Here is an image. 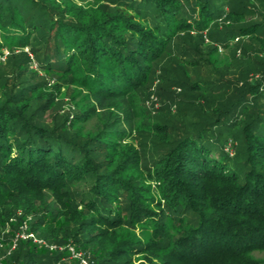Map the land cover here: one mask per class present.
Masks as SVG:
<instances>
[{"label":"trees","instance_id":"16d2710c","mask_svg":"<svg viewBox=\"0 0 264 264\" xmlns=\"http://www.w3.org/2000/svg\"><path fill=\"white\" fill-rule=\"evenodd\" d=\"M115 1L141 20L123 9L68 21L48 0H0V26L31 45L45 76L86 86L101 107L132 104L180 33L218 28L217 19L223 45L246 37L264 50V13L251 0ZM39 77L26 66L10 91L0 86L2 225L20 209L29 232L50 244L69 234L94 264H264L251 256L264 250V82L231 91L207 120H188L174 134L162 123L147 127L160 149L144 162L142 149L122 144L130 132L115 122L93 134L73 130L94 106L59 129L35 119L40 101L58 90H43ZM188 80L182 89L214 97L210 80ZM227 139L238 140L233 157ZM45 243L18 238L11 262L51 264L71 254Z\"/></svg>","mask_w":264,"mask_h":264},{"label":"rangeland","instance_id":"374dc122","mask_svg":"<svg viewBox=\"0 0 264 264\" xmlns=\"http://www.w3.org/2000/svg\"><path fill=\"white\" fill-rule=\"evenodd\" d=\"M251 1L256 5V12L264 13V0L262 2ZM50 2L54 6L51 9L54 16L68 21H76L79 18L87 19L90 16H98L102 12L124 9L115 0H48V3ZM224 8L228 10V6H224ZM124 12L138 17V13L134 10L124 9ZM258 14H256L257 17H259ZM138 18L140 19V17ZM216 22L219 24L218 28H210L202 33L193 30L180 33L168 46L163 57L155 62L148 88L137 91L132 104L129 103V99L123 101L117 99L115 101L117 106H110V104L104 107L94 104V97L86 86L77 84L71 79L57 80L55 77L45 76L39 68L31 45L20 46L19 35L0 26V86L7 85L6 91H10L13 77L17 72L26 66H33L40 76L38 80L46 81V84L42 86L43 90H51L58 83V90L51 91L52 102L51 100L50 102L46 101V99L40 101V104L43 105L35 112L37 114L35 119L59 129L63 123L69 124L74 116H79L89 107L94 106L95 109L88 110L84 120L77 121L73 125V130L79 129L82 135L93 134L100 130L104 123L115 122L118 129L130 132L129 138L122 141V144L130 142L136 148L142 149L144 162H146L152 154L160 149L155 145L158 140L152 135V130L147 127L154 123H162L164 124L163 129L174 134L175 131L179 132L183 128L182 126L188 123V120H207L211 110H214L217 105L222 104L223 106L231 91L234 92L235 89L239 91L249 83L261 84L264 82V67L260 64V62L264 64L262 46L253 43L249 38L235 36L228 40L227 46L223 45L225 42H222L217 33L225 29L220 24L223 23V20L217 19ZM195 61L196 63H194ZM188 78L190 81H198V85L204 80H210L213 83L211 93L214 97L217 96L218 101H215L213 97L212 104L208 105L212 99L206 100L198 92L192 93L182 89L181 81L188 83ZM202 92L207 91L202 90ZM205 95L208 98L210 96L207 93ZM42 108L44 109L42 110ZM140 108L147 111L142 115ZM260 109L264 110V103ZM228 142L231 144L229 149ZM237 142L238 140L231 139L224 142L223 148L231 157L236 155ZM144 184L150 186L151 192L155 194L154 184L150 181H144ZM53 202L50 196L48 204L54 207ZM21 216L22 211L18 209L11 217L9 216L10 218L3 225L0 222V264H14L9 256L12 255L11 252L14 249L10 242L14 240L16 234L24 232L28 235L27 238H31L33 241L36 240L39 243L45 241L35 233L28 231V226L24 224L25 221ZM26 217L28 221L31 220L30 215ZM137 232L144 234V231L139 228H137ZM12 234L15 236L12 237ZM69 238L70 241L67 242ZM72 238L71 235L66 234L56 242L50 244L46 241L47 243H44L49 247L54 246V250L59 252L67 250V247L72 244ZM77 252L81 253L85 260L92 262L84 249L79 247ZM251 256L257 260H264V250L253 251ZM75 259L76 257L70 254L51 264H77ZM140 261L141 259H136L134 263L138 264ZM92 264L94 263L92 262Z\"/></svg>","mask_w":264,"mask_h":264},{"label":"built area","instance_id":"2783aa9c","mask_svg":"<svg viewBox=\"0 0 264 264\" xmlns=\"http://www.w3.org/2000/svg\"><path fill=\"white\" fill-rule=\"evenodd\" d=\"M230 147H231V144L228 142V149H229ZM228 149H226V150H228ZM27 236H28V235H27V234H24V232H22L21 234H16V236H15V238H14V240H13V244H12L13 248L15 247V245H16V240H17L18 238H23V239H25V238H27ZM35 241H36V240H35ZM38 243H39V242H38ZM41 243H44V242H41ZM50 248L54 249L55 247L51 245ZM67 249H68V251L71 253L72 256L76 257V258L79 260L80 264H92V262H88L87 260H85V259L83 258V256H82L81 253H78V252H77V250L75 249L74 245L70 244V245L67 247Z\"/></svg>","mask_w":264,"mask_h":264}]
</instances>
